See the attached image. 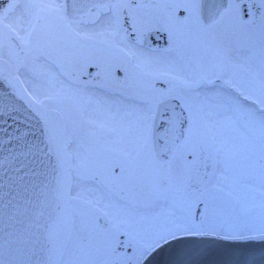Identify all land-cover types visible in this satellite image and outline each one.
I'll return each mask as SVG.
<instances>
[{
    "label": "snow or ice",
    "instance_id": "1",
    "mask_svg": "<svg viewBox=\"0 0 264 264\" xmlns=\"http://www.w3.org/2000/svg\"><path fill=\"white\" fill-rule=\"evenodd\" d=\"M217 243L264 264V0H0V264Z\"/></svg>",
    "mask_w": 264,
    "mask_h": 264
},
{
    "label": "water",
    "instance_id": "2",
    "mask_svg": "<svg viewBox=\"0 0 264 264\" xmlns=\"http://www.w3.org/2000/svg\"><path fill=\"white\" fill-rule=\"evenodd\" d=\"M160 43H163V41L161 40ZM209 247L216 251H214L212 254L206 257L208 264H221V262L231 259V257L226 254L227 245L223 243H217V244L209 245ZM250 247L254 249L256 257L258 259L261 249L260 242H253V244L250 245ZM162 259L166 260L168 259V257L164 255L162 256Z\"/></svg>",
    "mask_w": 264,
    "mask_h": 264
}]
</instances>
